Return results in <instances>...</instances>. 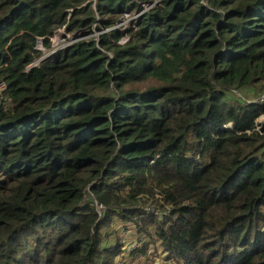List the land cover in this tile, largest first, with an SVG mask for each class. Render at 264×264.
I'll list each match as a JSON object with an SVG mask.
<instances>
[{
	"label": "trees",
	"instance_id": "16d2710c",
	"mask_svg": "<svg viewBox=\"0 0 264 264\" xmlns=\"http://www.w3.org/2000/svg\"><path fill=\"white\" fill-rule=\"evenodd\" d=\"M1 84L0 264H264V0H0Z\"/></svg>",
	"mask_w": 264,
	"mask_h": 264
},
{
	"label": "rangeland",
	"instance_id": "374dc122",
	"mask_svg": "<svg viewBox=\"0 0 264 264\" xmlns=\"http://www.w3.org/2000/svg\"><path fill=\"white\" fill-rule=\"evenodd\" d=\"M152 6H150L149 8H151ZM148 8V9H149ZM140 16V14H137L135 16L133 15H125L123 16V18H121L119 20L118 25L116 26L117 29H122L124 31H126L127 29H129V27H131V23L132 22H136L137 17ZM111 31V30H108ZM107 32V31H104ZM104 32H98L95 31L94 33V37H100V35ZM130 38V34L126 35L124 38L121 39L120 44H126L129 41ZM76 42V39L73 37V34H67L65 30L61 29L59 30L56 35L54 36V38L52 39V47L54 51L56 50H60L62 48H66L71 46L73 43ZM43 52H44V57L41 59V61L43 59H45L48 55H50L51 51H46L44 50V48H42ZM38 62L35 64L37 65ZM4 91V86L1 84L0 85V94ZM230 97H232L233 99H240L242 101H255V100H264V93H258L255 90H251L247 93L243 94L242 93H237L234 92L232 94H230ZM262 125H264V118H261L258 120V124H257V130L260 131L262 133ZM98 211L100 214H103V209L102 207L98 206ZM150 211V210H149ZM122 227V223L117 222L114 226V230L115 231H119L120 228ZM114 231V232H115ZM123 236V249L122 252L123 254L117 258V263L118 264H122L123 260H127L130 262V264H164L163 262V258L165 257V255L162 253L161 248L156 245V247L151 246L149 249L145 248L144 252H139V253H135L137 250H141L144 248L143 243H150L149 239H146V242H138V239L135 236V233L133 232H128ZM136 250V251H135ZM142 254L141 257H136V255L138 254ZM133 260H132V259Z\"/></svg>",
	"mask_w": 264,
	"mask_h": 264
},
{
	"label": "built area",
	"instance_id": "2783aa9c",
	"mask_svg": "<svg viewBox=\"0 0 264 264\" xmlns=\"http://www.w3.org/2000/svg\"><path fill=\"white\" fill-rule=\"evenodd\" d=\"M261 100L264 101L263 99H261ZM261 118H264V116H262ZM261 118H260V119H261Z\"/></svg>",
	"mask_w": 264,
	"mask_h": 264
}]
</instances>
